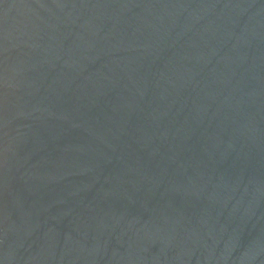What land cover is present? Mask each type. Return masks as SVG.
I'll list each match as a JSON object with an SVG mask.
<instances>
[{
    "label": "water",
    "instance_id": "1",
    "mask_svg": "<svg viewBox=\"0 0 264 264\" xmlns=\"http://www.w3.org/2000/svg\"><path fill=\"white\" fill-rule=\"evenodd\" d=\"M0 264H264L232 0H0Z\"/></svg>",
    "mask_w": 264,
    "mask_h": 264
}]
</instances>
